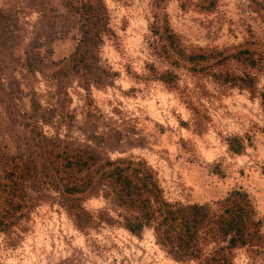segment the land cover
I'll list each match as a JSON object with an SVG mask.
<instances>
[{"label": "rangeland", "instance_id": "rangeland-1", "mask_svg": "<svg viewBox=\"0 0 264 264\" xmlns=\"http://www.w3.org/2000/svg\"><path fill=\"white\" fill-rule=\"evenodd\" d=\"M104 2L117 38L99 46L98 65L116 76L105 78L103 88L91 86L88 95L69 63L79 28L61 0H0V193L2 173L15 158L28 169L29 200L25 218L0 232V264H176L151 230L141 239L105 225L77 231L61 205L57 163L64 153L144 159L172 203L215 209L216 201L240 188L264 236V108L258 97L215 82L207 75L214 71L210 65L193 74L187 64L175 68L158 59L148 31L149 0ZM209 3L210 11L201 9ZM166 11L187 52L249 50L255 69L231 61L226 70L247 73L258 91L264 89V0H166ZM147 63L173 70L178 89L143 80ZM230 136L251 144L232 155L225 145ZM83 206L117 212L102 195ZM234 264L264 261L241 249Z\"/></svg>", "mask_w": 264, "mask_h": 264}, {"label": "trees", "instance_id": "trees-1", "mask_svg": "<svg viewBox=\"0 0 264 264\" xmlns=\"http://www.w3.org/2000/svg\"><path fill=\"white\" fill-rule=\"evenodd\" d=\"M152 21L148 31L153 39L155 56L169 66L187 64L195 74L208 71L215 82L247 91L257 96L264 108V89L258 91L255 77L229 73L227 65L234 61L255 69L257 61L249 50L233 54L222 52H187L172 30L166 11V0H149ZM67 13L78 25L80 37L69 59L80 87L89 95L91 86L103 88L115 73L98 65V50L105 39L116 40L104 0H61ZM213 3L201 6L210 11ZM145 81H157L169 90L178 89V76L171 69L159 71L152 63L145 65ZM109 82V85L112 84ZM193 114H198L195 107ZM198 126V125H197ZM250 139L230 136L225 139L227 151L242 155ZM62 179L61 205L75 229L85 232L100 225L120 228L141 239L151 230L155 244L176 264H234L235 253L247 249L264 261V236L260 221L248 194L234 188L216 201L215 209L205 204L172 203L165 199L157 174L144 159L99 160L84 153H64L57 163ZM94 172V173H93ZM28 169L15 158L2 173L0 193V232L7 233L22 221L29 208L24 183ZM89 174V175H88ZM102 195L111 198L117 212L92 213L83 202Z\"/></svg>", "mask_w": 264, "mask_h": 264}]
</instances>
